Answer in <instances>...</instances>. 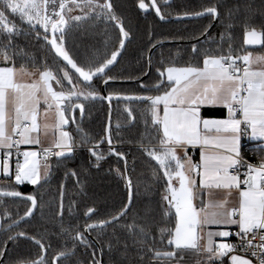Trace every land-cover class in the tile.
I'll use <instances>...</instances> for the list:
<instances>
[{"label": "snow or ice", "instance_id": "obj_1", "mask_svg": "<svg viewBox=\"0 0 264 264\" xmlns=\"http://www.w3.org/2000/svg\"><path fill=\"white\" fill-rule=\"evenodd\" d=\"M168 0H165L167 3ZM138 8L144 12L154 10L155 14L164 20L158 0H139ZM79 10L83 15H70ZM19 15L22 22L31 29H37V25L44 31V39L54 49L55 54L65 63L59 70L61 75L54 74L52 70H45L40 75V80L31 84L18 83L15 80L13 67H0V173L11 176L10 161L13 149L17 154L15 162L14 180L18 185L28 182L31 185H39L42 179L37 162L39 155L35 151L20 152L21 145L39 144L40 140L33 139L31 133L38 131L37 115L40 106L38 93H42L46 109L55 105L58 116L59 140L56 147L59 152L53 153L58 157L71 155L74 151L75 138L68 131L63 130V125L69 123V119L75 122V110L79 109L81 115L84 112L83 101L105 99L96 92L93 86V78L104 80L107 85L115 79L108 75L109 66L119 55L113 51L110 58L94 63L88 67L79 64L65 48V37L69 21L80 22L89 19H104L115 24L119 29L121 39L120 48L124 47V40L128 38L123 21L116 15L111 0H2L0 7V37L6 39V43L0 48V55L5 61L9 59L8 50L13 46L15 35L20 31L17 25L9 17ZM195 16H209L219 18L218 6L206 7L203 11L194 13ZM234 25L225 24V34ZM246 45H264V25L257 28L251 22L243 25ZM49 30L51 38H49ZM38 32V29H37ZM60 35L57 36L56 34ZM39 38V34L37 36ZM224 35L221 36V41ZM198 49L193 45V52ZM241 61L242 63H238ZM254 64L264 65V56L253 57L251 52L235 55L234 49L229 44L227 53L221 48L216 54L206 53L202 66L199 64L185 67L167 66L160 70L161 79L154 85L157 94L143 97L115 96L116 99L140 100L147 103L150 112V122L155 128L157 144L152 147L145 146L143 151L159 166L163 179L166 181V192L162 199L167 202L165 215H173L174 230L167 233L161 232L160 242L166 240L167 249L148 248L154 260L181 262L184 259L183 251L195 250L197 253H206L209 264H252V261L235 254L238 248L260 249L259 264H264V157L256 165L250 164L241 156L240 138L250 135L253 139L264 141V67L260 70L253 68ZM166 77V80L164 79ZM59 86V91L54 90L51 81ZM67 82L66 85L64 82ZM82 82V85H81ZM141 87L146 85L141 84ZM110 95L107 99L111 100ZM204 105H216L226 109L227 115L223 119H205L201 117L200 109ZM11 106V107H10ZM162 106V109H161ZM128 115L135 120L131 109H127ZM65 113H70L66 116ZM119 127V125H117ZM107 143V154L125 160L123 152L113 146L110 126L105 129V137L93 142L86 135L81 140V145L88 144L90 156L95 158V166L106 159L102 145ZM143 143V142H142ZM174 146L184 148V157L177 156ZM201 148V162L193 163L187 154V148ZM203 149H212L207 152ZM23 156L21 162L19 157ZM48 151L44 158L47 159ZM126 165V160H125ZM241 169L245 171L241 174ZM127 171L125 167L124 172ZM117 172L123 173L120 169ZM199 177V184L192 174ZM47 175V173H45ZM71 175L76 176L73 171ZM173 180H178L176 188ZM131 192L132 182L127 180ZM243 185V188H242ZM197 187L203 189H235L239 192L238 205L229 209L227 200L213 203L209 207L219 209L209 213L206 208L197 210L193 201L196 199ZM23 194L16 190L0 189V197H21ZM25 199L31 202V208L26 216L32 215V210L37 207V198L29 195ZM131 196L129 197V205ZM95 209L89 208L86 215L91 218ZM128 207L121 210L119 215L113 217L118 221L126 215ZM60 215H63L61 209ZM7 229L10 231L20 221L11 220ZM23 219V218H22ZM108 221L105 223H111ZM234 225L238 231L234 235L240 244L219 243L214 245L212 237H229L230 231H218L208 233L206 245L199 244L200 237L196 234V227L204 225ZM104 224H88L83 231H77L72 239L85 247H90V242L85 236ZM0 227H3L0 224ZM135 232V224L129 226ZM142 239L141 244H147L150 234L141 226L139 229ZM18 236L33 239L38 247L45 251L47 247L41 239L28 237L26 233H18ZM259 235L260 243L254 241ZM15 239V237H9ZM155 242V237H152ZM111 250V245H109ZM144 249H141L143 251ZM6 251V249H5ZM73 249L59 253L55 260L60 262L61 257L67 258ZM102 251V250H101ZM231 254V255H230ZM257 255L256 251L252 252ZM95 256V252H93ZM32 264H47L44 256L32 261ZM92 264H100L93 260Z\"/></svg>", "mask_w": 264, "mask_h": 264}, {"label": "trees", "instance_id": "obj_2", "mask_svg": "<svg viewBox=\"0 0 264 264\" xmlns=\"http://www.w3.org/2000/svg\"><path fill=\"white\" fill-rule=\"evenodd\" d=\"M111 2L116 15L121 18L129 33L122 56L115 67L108 71V75L114 77V80L142 78L148 69L147 57L151 47L161 41L176 42L162 46L154 53L153 71L144 81L107 86L108 96L113 97L110 100L112 141L127 159L133 187L132 207L119 221L104 228L94 229L89 235L85 234L90 247L78 244L72 239L77 231H83L88 224L106 222L118 215L128 202L124 162L115 156H109L104 144L102 149L106 159L101 160L99 167H96L95 158L91 157L87 150L90 145H81L85 135L93 142L105 137L109 118L108 104L105 99L83 101L84 117L81 119L80 113L76 112L75 123L69 119L70 124L67 127L69 134L75 138L72 154L55 159L50 175L38 186L0 184V189L16 190L23 195L37 198L34 214L9 231L7 225L11 221L5 217L19 221L25 216L31 203L25 199L0 197V216L3 224L0 234V257L10 240L9 237L23 232L29 237L41 239L46 246L50 245L46 250L47 264H92L94 259L100 261L99 248L102 250L103 264H174L173 261L154 260L152 253L147 251L150 247L167 249L166 240L164 243L160 242V234L162 231L167 233L174 230L175 225L174 210L173 215H165L167 202L162 197L166 192V181L156 162L143 151L145 146L152 147L157 144L155 128L150 122L149 106L140 100H118L115 96L155 95L157 93L154 85L161 79L160 70L167 66H202L206 53L216 54L221 48L227 53L229 44L235 55L254 50L247 48L244 43L243 25L245 22H251L257 28L264 25V0H174L170 5H164V0H158L166 18L194 14L206 7L218 6V22L204 40L200 39L212 26V17L161 23L155 16H144L137 11L139 0ZM77 11L70 15H83ZM230 14L234 27L226 35L225 24L229 23ZM9 19L20 29L14 37L13 46L8 50L10 62L16 67L41 72L52 70L54 74L62 76L59 70L64 63L43 38V29L38 25V32L37 29H31L27 23L20 20L18 14ZM120 39L119 29L113 22L104 19L80 22L70 20L64 46L79 64L88 67L110 58L113 51L119 52ZM4 43L6 39L0 37V48ZM193 45L198 49L196 53L193 52ZM255 50L264 53V45ZM93 80L96 92L103 97L104 80L98 77ZM64 83L66 85L67 82ZM141 84L146 87H141ZM53 87L59 91V86L54 80ZM127 109H131L135 120L128 115ZM245 155L254 160H261L264 150L249 149ZM117 169L121 170L123 178ZM73 171L76 176L71 175ZM89 208L95 209L91 218L86 215ZM133 224L137 226L135 232L129 227ZM141 226L150 234L147 244L139 243L142 239L139 231ZM152 237H155V242ZM73 248L74 251L69 252L67 258H61L60 262L55 260L59 253ZM41 255L42 250L36 243L18 238L10 244L4 264L31 263ZM183 256V261L175 264H205L202 257L193 250L183 251Z\"/></svg>", "mask_w": 264, "mask_h": 264}, {"label": "crops", "instance_id": "obj_3", "mask_svg": "<svg viewBox=\"0 0 264 264\" xmlns=\"http://www.w3.org/2000/svg\"><path fill=\"white\" fill-rule=\"evenodd\" d=\"M259 46L260 45H254L251 48L254 50H251L248 52H251L253 57L264 56V53H260V52H257L255 50V48H257ZM4 66L13 67L15 70L16 82L22 83V84H31L33 82L39 81L40 75L42 73L41 71H37V70L27 69V68H23V67H16L10 62L9 59L7 61H5L3 56H0V67H4ZM262 67H264V65H259V64L253 65V68L255 70H260ZM31 74H33L34 76H31ZM38 96L40 98L39 112L37 115V124L39 127H38V131L31 133V135H32L33 139L38 138L40 140V143L39 144L33 143L30 145H21V146L24 148V151H35L39 154L36 159H37L38 166H39L41 176L43 179V173L44 172L47 173L46 177L50 175L51 170H52V166H53V162L55 159L54 160H48V159L45 160L44 155L42 153V149H44V148L46 149V148L56 146L55 144H52V143L55 139L54 134H55V131L58 127V119H57L58 116L56 113L55 105H53V107L51 109H46V106L44 105V102H43L42 93H38ZM161 109H162V106H161ZM200 114H201V117L205 118V119H223V118H226L227 112H226V109H224L221 106L204 105L200 109ZM46 134L49 135V137H50L49 140L47 139L48 141L45 140V138H44L46 136ZM249 138H250V144H249L248 150L249 149H256V150H260V151L264 150V141H261L258 139H253V138H251L250 135H249ZM174 147H175L177 156L183 158L184 157V148L181 146H174ZM239 147H240V153H241L242 152L241 138H240ZM201 151H202V149L199 147L187 148V154L191 158L193 163L199 164L201 162ZM203 151L212 152L214 150L203 149ZM56 159H58L57 156H56ZM22 161H23V156L21 158V162ZM10 172L12 173V175L8 176V177H6L2 173H0V184L1 185L12 183V184L17 185V186H23V185L34 186V185L29 184L28 182H25L24 184H21V185L16 184L15 180H14V172L12 171V166L10 168ZM192 176L197 181V185H198L199 184V177L196 176L194 173L192 174ZM42 179H41L40 183L43 182ZM173 184L176 188L179 187L178 180H173ZM36 186H38V185H36ZM224 200H227L228 203H227L226 207H228L229 209L237 206L238 202H239V192L235 189L229 191L227 189H214V188L213 189H203V188L197 187L196 199L193 201V203L196 206L197 210H199L201 207H204V208H206V210L209 213H211L213 211H219V209L211 208V207H209V205H211L213 203H219V202H222ZM232 228H237V227L234 225L225 226V225L208 224V225H204L203 227L197 226L195 231H196V234L200 237V240L198 241L199 244L201 246H203V245L207 244L209 232L215 233L218 231H230ZM212 239H213L214 245H215V244L222 243L224 240L228 239V237H220V236L214 235L212 237ZM193 251H195V250H193ZM197 254H199L202 257L201 259H202V261L205 262V264H209L206 253L200 252ZM244 258H246V257H244ZM247 259H249V258H247ZM249 260H251V259H249ZM225 261L227 264L228 258L225 259ZM252 264H253V262H252Z\"/></svg>", "mask_w": 264, "mask_h": 264}, {"label": "water", "instance_id": "obj_4", "mask_svg": "<svg viewBox=\"0 0 264 264\" xmlns=\"http://www.w3.org/2000/svg\"><path fill=\"white\" fill-rule=\"evenodd\" d=\"M173 1L174 0H168V2L167 3H165L164 2V5H170V4H172L173 3ZM140 10V9H139ZM142 13H144V14H147L146 12H144V11H142V10H140ZM150 11H151V9H150ZM153 12H154V15H155V17H156V19L159 21V22H161V23H168V22H181V21H193V20H198V19H203V18H206V17H209V16H207V15H205V16H199V17H197V16H195L194 14H188V15H181V16H175V17H171V18H166L165 17V19L164 20H161L156 14H155V11L153 10ZM219 19V18H218ZM218 19H216V18H213V23H212V26L206 31V33L201 37V39L200 40H204L205 38H207V36L209 35V33H210V31H211V29L214 27V26H216V24H217V22H218ZM176 42H174V41H161V42H158V43H156L155 45H153L152 46V48L150 49V51H149V54H148V70H147V73L140 79L141 81H143V80H145V79H147L148 77H149V75L151 74V71H152V63H151V60H152V56H153V54L159 49V48H161L162 46H166V45H170V44H175ZM246 47L247 48H252L253 47V45H246ZM54 50V49H53ZM54 53H55V51H54ZM56 55V54H55ZM57 56V55H56ZM58 57V56H57ZM59 59H61L60 57H58ZM61 61L63 62V63H65L62 59H61ZM117 61H118V59H116V61L112 64V65H110L109 66V69L107 70V71H109L116 63H117ZM94 78H96V77H94ZM93 78V79H94ZM165 80H166V77L164 78ZM129 83H131L130 81H116V80H111V81H109V83L106 85L105 83H103V85H102V95H103V97H105V101L107 102V104H108V107H109V118H108V123H107V127L106 128H108L109 126H110V130L112 129V104H111V101L109 100V99H107V97H109L108 96V94H107V86H109V85H116V84H129ZM134 83H135V81H134ZM84 111H85V109H84ZM76 112H79L80 113V110L79 109H76L75 110V113ZM80 117H81V119L84 117V112H83V114L81 115V113H80ZM73 123H75V122H73ZM106 144V146L108 147V144L107 143H105ZM104 146V144L101 146V147H103ZM113 146L114 147H116L117 149L119 148V147H117L116 145H114V143H113ZM109 156H111V155H109ZM125 160H126V165H125V167L127 168V171H126V183H127V180L130 178L131 179V177H130V173H129V167H128V163H127V159H126V157H125ZM125 160H122L123 162H124V164H125ZM132 182V181H131ZM127 187H128V184H127ZM131 196V204L129 205V197ZM25 197H27L26 195H22L21 197H9V198H19V199H25ZM25 200H27V199H25ZM27 201H29V200H27ZM30 202V201H29ZM31 203V202H30ZM132 204H133V187L131 188V192L129 191V187H128V202H127V207H128V211H127V213L129 212V210L131 209V207H132ZM125 206V207H126ZM31 208V207H30ZM37 208V207H36ZM36 208L35 209H33L32 210V215L34 214V212L36 211ZM31 215V216H32ZM119 215V214H118ZM31 216H24L23 217V219H20L19 221V224L20 223H22V222H24V221H26L27 219H29ZM117 216V215H116ZM125 216V215H124ZM124 216H122L120 219H122ZM119 219V220H120ZM118 220V221H119ZM108 221H113V218H111L110 220H108ZM108 221H106V222H108ZM115 222H117V221H113V222H111V223H105V222H102L103 224H104V226L103 227H97V228H104V227H107V226H109V225H111V224H113V223H115ZM0 224H2V220H1V216H0ZM18 224V225H19ZM92 224H97V225H100L101 223H92ZM3 225V224H2ZM97 228H95V229H97ZM1 229H2V227H0V231H1ZM89 233L90 232H86L85 234H87V235H89ZM13 237H15V239H17V238H21V239H27V240H31L32 242H34V240L33 239H29V238H25L24 236H18V235H15V236H13ZM29 237V236H28ZM14 239H10L9 241H8V244L6 245V247H5V249H6V251H5V249H4V252H3V254H2V257H1V259H0V264H3V262H4V259H5V256H6V253H7V250H8V247H9V244H11V242L13 241ZM35 243V242H34ZM99 251H100V264H103V260H102V251H101V249L99 248ZM46 255H47V251L45 252V251H42V255L41 256H44L45 258H46ZM61 258H63V257H61ZM25 264H32V262L31 263H25Z\"/></svg>", "mask_w": 264, "mask_h": 264}, {"label": "built area", "instance_id": "obj_5", "mask_svg": "<svg viewBox=\"0 0 264 264\" xmlns=\"http://www.w3.org/2000/svg\"><path fill=\"white\" fill-rule=\"evenodd\" d=\"M237 62L238 63H242L241 61H237ZM249 144H250L249 135L242 136L241 137V146H242L241 156L244 159V161H246V162H248L250 164L256 165V164H258L260 162V160H254L252 158L246 157V155H245V152L248 151ZM105 147L108 148L107 146H105ZM23 151H24V148L22 146H20V152L22 153ZM45 151H48L47 159L48 160H54V159H56V155H54L53 153L59 152L60 149L57 148L56 146H53V147H50V148H46V149L44 148V149H42L43 155H44ZM0 158H2V152H0ZM21 158H22V155L19 157L20 161H21ZM16 159H17V154H16L15 149H13V156H12V159L10 161V164L12 166V171L14 173H15V162H16ZM244 171H245L244 169H241V174H243ZM242 188H243V185H242ZM236 231H238V228H232L230 230V232H232L233 235L229 236L228 239H226V240L223 241V243H231V244H234V245H239L240 244V241L234 235V233ZM254 243L255 244H259L260 243L259 235H257ZM253 251H256L257 252V255L256 256H253L252 255V252ZM259 252H260V249H258V248L257 249H251L250 248L247 251H245L242 248H238L237 249V252L235 254L240 255L242 257H246V258L251 259L252 262H253V264H259ZM225 259H227V257Z\"/></svg>", "mask_w": 264, "mask_h": 264}, {"label": "flooded vegetation", "instance_id": "obj_6", "mask_svg": "<svg viewBox=\"0 0 264 264\" xmlns=\"http://www.w3.org/2000/svg\"><path fill=\"white\" fill-rule=\"evenodd\" d=\"M112 1V0H111ZM145 2L146 3H148L149 2V0H145ZM164 2H165V0H164ZM136 9H137V11L141 14V15H144V16H155L154 15V12H153V10H149V12L147 13V14H144V13H142L140 10H139V8H138V3H137V5H136ZM77 11V10H76ZM78 12V11H77ZM75 15H78V14H75ZM48 35H52L51 34V31L49 30V33H48ZM57 35H60L59 33H57ZM127 42H128V38L127 39H125L124 40V47L121 49L120 48V50H119V55L117 56V59H118V61H119V59H120V57L122 56V53H123V51L125 50V47H126V45H127ZM152 48V47H151ZM154 55V54H153ZM153 57V56H152ZM147 60H148V57H147ZM117 61V62H118ZM151 63H152V60H151ZM117 64V63H116ZM115 64V65H116ZM115 65L110 69V70H112L114 67H115ZM148 70V69H147ZM152 71H153V65H152ZM152 71H151V73H152ZM147 73V72H146ZM150 76V75H149ZM141 79V78H140ZM140 79H137V80H120V81H130L131 83H134V81H135V83H139V82H142ZM114 80V79H113ZM94 81V80H93ZM116 81H119V80H116ZM144 81V80H143ZM103 83H104V81H103ZM15 227H17V226H15ZM2 230V229H1ZM0 234H1V231H0ZM15 235H17V234H14L13 236H15ZM87 235V234H86ZM12 236V237H13ZM18 239V238H17ZM15 240V239H14ZM13 242V241H12ZM11 242V243H12ZM8 244V243H7ZM6 244V245H7ZM6 245H5V247H6ZM9 246H10V244H9ZM5 247H4V249H5ZM9 248V247H8ZM4 249H3V252H4ZM8 251V250H7ZM3 252H2V254H3ZM7 254V253H6ZM1 257H2V255H1ZM1 257H0V259H1ZM6 257V256H5ZM4 261H5V259H4ZM27 263H30V262H27ZM3 264H4V262H3ZM19 264H25V262L24 263H19Z\"/></svg>", "mask_w": 264, "mask_h": 264}, {"label": "rangeland", "instance_id": "obj_7", "mask_svg": "<svg viewBox=\"0 0 264 264\" xmlns=\"http://www.w3.org/2000/svg\"><path fill=\"white\" fill-rule=\"evenodd\" d=\"M1 6H2V0H0V7H1ZM37 71H38V70H37ZM37 75H38V74H37ZM31 76H34V75L31 74ZM51 83H52V86H53V81H51ZM53 88H54V87H53ZM38 112H39V111H38ZM65 115L67 116L66 113H65ZM57 119H58V117H57ZM69 124H70V121H69L68 124L63 125V130H64V131H67V127L69 126ZM59 131H60V127L58 126L57 129H56V131H55V134H54V135H55V139H54V141H53L52 144H55V145L57 144V142H58V140H59ZM44 138H45V140H47V139L49 140V139H50L49 135H47V134H46V136H45ZM48 140H47V141H48ZM52 144H51V145H52ZM66 156H68V154H66V155L63 156V157H66ZM63 157H58V156H57L58 159L63 158ZM44 173H45V172H44ZM44 173H43V179H42V181H44V180L48 177V176L46 177V175H45Z\"/></svg>", "mask_w": 264, "mask_h": 264}]
</instances>
